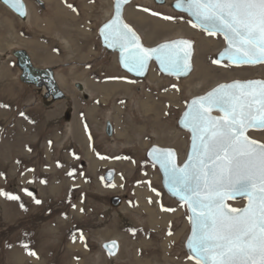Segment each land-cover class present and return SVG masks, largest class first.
<instances>
[{"label":"rangeland","instance_id":"1","mask_svg":"<svg viewBox=\"0 0 264 264\" xmlns=\"http://www.w3.org/2000/svg\"><path fill=\"white\" fill-rule=\"evenodd\" d=\"M22 1L27 10L24 20L0 3V49L4 52L0 57V105L9 103V96H13L19 104L38 107L33 109L36 120L29 127L24 120L31 116L20 115L25 108L21 105L0 127V190L19 197L10 200L0 196V264H195L187 259L184 249L189 233L185 206L167 196L157 168L146 160L145 153L151 146L172 149L178 164H182L189 136L178 128L177 120L188 100L220 83L264 80V65L233 68L212 63L223 48L219 35L209 36L193 28L184 14L172 10L174 0H161V4L157 0H136L127 7L142 16L141 22L134 23L143 44L155 45L176 37L193 42L191 77L175 80L162 76L156 81L149 78L150 67L143 80L130 76L109 81L91 78L97 70L87 67L89 61L114 65L111 60L115 56H107L98 39V28L111 16L112 0H39L42 7L34 0ZM152 12L161 15L153 16ZM162 16L175 19L164 20ZM19 49L28 53L36 67H57L56 78L68 98L57 101L61 102L57 106L59 114L63 112L57 124L42 123L44 109L39 107L42 102L38 92L16 78L21 72L11 52ZM72 61L80 63H67ZM127 80L130 82L125 83ZM76 82L84 92L76 89ZM182 84L186 86L177 92ZM175 90L177 100L166 98L167 92ZM146 100L150 110L155 104L153 110L157 112L149 114L139 104ZM4 117L1 109L0 118ZM106 123L114 128V136L106 135ZM76 124L92 132L91 146ZM45 126L49 127L46 131ZM248 135L264 142V130ZM108 171L113 172L111 178ZM144 181L152 185L158 202L134 192ZM113 198L120 199L118 205L111 203ZM149 199L154 206L150 209L160 210L156 223L149 219L154 213L140 215V204L135 202ZM228 204L243 207L245 200ZM162 208L182 212L176 219L167 218L171 211ZM179 223H185L184 231ZM110 241L119 247L115 258L101 249ZM165 244L166 251L157 255Z\"/></svg>","mask_w":264,"mask_h":264},{"label":"snow or ice","instance_id":"2","mask_svg":"<svg viewBox=\"0 0 264 264\" xmlns=\"http://www.w3.org/2000/svg\"><path fill=\"white\" fill-rule=\"evenodd\" d=\"M3 2L24 15L20 0ZM126 2L115 0L113 18L100 29L104 43L119 52L121 65L140 75L154 60L169 75L187 74L192 42L175 39L146 47L121 18L120 5ZM174 7L187 14V23L193 28L223 37L226 46L212 63L226 60V66L264 64V0H176ZM180 125L191 133L184 163L177 164L172 149L153 147L149 156L163 172L164 186L189 213L187 259L195 264H264V142L248 135L250 129L264 130V80L219 84L191 100ZM0 196L19 199L3 190ZM237 198L247 203L243 207L226 203Z\"/></svg>","mask_w":264,"mask_h":264},{"label":"water","instance_id":"3","mask_svg":"<svg viewBox=\"0 0 264 264\" xmlns=\"http://www.w3.org/2000/svg\"><path fill=\"white\" fill-rule=\"evenodd\" d=\"M133 0H127L126 3H121L120 5V12H121V18L122 20L125 22L124 18H123V10L126 6H128ZM34 2H36L37 4H39V6L42 7V4L40 3L39 0H34ZM162 1L161 0H157V3L160 4ZM175 2L176 0H174L170 6L172 8L173 11L177 12V13H180V14H184V16H186L188 19H190L186 13H183L179 10H177L174 5H175ZM0 3H2L4 6H6L12 13L16 14L18 17L20 18H23L25 17V4L22 0H20V3L23 5V12H24V15L21 16L18 14V12L14 11L12 9V7H10L9 5L5 4L3 2V0H0ZM114 4H115V0H112V15L111 17L109 18L112 19L113 18V15L115 14V7H114ZM108 20V21H109ZM108 21H106L104 24H106ZM126 23V22H125ZM102 24L99 28H98V39H99V43H100V47L101 49L105 50L106 52L108 53H111V54H116L117 56V64H118V67L120 68V70L122 72H124L125 74H127L128 76L130 77H133V78H138V79H144L145 76L147 75V72L150 68V65L151 64H154L156 69L158 70V72L162 75V76H167V77H170V78H173L175 80H182V79H185L189 76V74L193 71V65H192V56H193V48L191 46V57H190V64H191V69L190 71L185 74V75H169L167 72H163L160 70V66L159 64H157L154 60L153 61H150L149 62V65H148V68L147 70L143 73V74H140V75H137L136 73L134 72H128L126 68H124L121 63H120V60H119V52L114 49V48H111V47H108L104 41H103V38L100 36V29L103 27ZM129 25V24H128ZM130 26V25H129ZM131 27V26H130ZM132 28V27H131ZM133 29V28H132ZM134 30V29H133ZM135 31V30H134ZM201 31V30H200ZM136 32V31H135ZM137 33V32H136ZM138 35V34H137ZM139 36V35H138ZM140 37V36H139ZM222 39L223 37L220 36ZM141 39V38H140ZM175 39H184V38H175ZM175 39H172V40H175ZM188 40V39H186ZM170 41V40H169ZM190 41V40H189ZM142 42V41H141ZM166 42V41H164ZM164 42H160V43H164ZM158 43V44H160ZM143 44V43H142ZM156 44V45H158ZM144 45V44H143ZM156 45L154 46H151V47H155ZM225 42H224V39H223V48L217 52V54L215 55V59H219V56H220V53L223 51V49L225 48ZM147 47V46H146ZM150 47V46H149ZM12 56L15 58L16 60V68L21 72L20 73V76H19V81L26 85V86H30V87H34L39 96H40V99L42 100V104L43 106H49L51 105V103H54V102H57V101H60V100H64L65 99V95L64 93L60 90V88L58 87V84L53 76V71L51 68H36L32 65L31 61H30V58L29 56L27 55L26 51L24 50H14L12 51ZM222 63H225L228 65V62L226 60H223L221 61L220 63L218 64H222ZM264 64H258V65H255V66H235V65H231L230 67H233V68H239V67H256V66H262ZM252 80H261V79H252ZM240 81H246V80H240ZM233 82V81H231ZM231 82H224V83H220V84H226V83H231ZM219 85V84H218ZM216 85V86H218ZM216 86L212 87L211 89L207 90L205 93L203 94H200L198 96H202V95H205L207 92L211 91L213 88H215ZM41 90H43V93L41 92ZM197 97V96H195ZM195 97H192L190 100H188L184 110L182 111V113L180 114L178 120H177V126L180 130H182L183 132H185L186 134H188L189 136V144H188V150H187V154H186V158L185 160L187 159V156H188V153L190 151V147H191V133L186 130L185 128L181 127L180 125V120H181V117L183 115V113L187 110V106L188 104L191 102V100ZM47 100H50L51 102L48 103ZM219 113H216V112H213V115H218ZM106 131L107 133L109 134L110 133V127H109V124H106ZM253 131H256V132H260V131H263V130H256V129H250L249 132H253ZM248 132V133H249ZM153 147H156V148H159V149H167V148H160V147H157V146H151L150 148H148V150L146 151L145 153V158L146 160L152 164L154 167L157 168V171L159 172V175L161 177V187L162 189L164 190V192L167 194V196H169L171 199L175 200L176 202L179 203V201L177 200L176 197H173L171 195V193L168 191V189L164 186V174L163 172L161 171L160 167L158 164L154 163L153 159L149 156V152L151 151V149H153ZM175 152V151H174ZM176 154V153H175ZM184 160V161H185ZM176 162L178 164V159H177V156H176ZM184 163V162H183ZM182 163V164H183ZM182 164H178V165H182ZM107 175L110 176V178L112 177L113 175V172L112 171H108L107 172ZM107 178V177H106ZM238 199H243V198H237L236 200ZM245 200V199H243ZM230 201H234V200H227L226 203L228 204V202ZM119 200L117 198H113L111 200V203L113 205L115 204H118ZM247 203V201L245 200V204ZM185 209L187 211V208L185 206ZM187 215H189L188 211H187ZM190 232H191V225L189 223V233H188V236L190 235ZM187 236V238H188ZM186 238V240H187ZM186 240H185V243H184V249H185V252L186 254L188 255V250L186 249L185 247V244H186ZM112 242L113 241H110V242H106L102 245L103 249L105 252H107L108 254L110 255H115L117 253V244L115 243V245L113 246L112 245ZM105 245H108L109 247L106 248Z\"/></svg>","mask_w":264,"mask_h":264},{"label":"crops","instance_id":"4","mask_svg":"<svg viewBox=\"0 0 264 264\" xmlns=\"http://www.w3.org/2000/svg\"><path fill=\"white\" fill-rule=\"evenodd\" d=\"M25 7H26V5H25ZM127 7V6H126ZM125 10V9H124ZM127 11H128V8H126V10H125V12H124V16L126 17V19H125V17H124V20H125V22L127 23V24H129L136 32H137V34L140 36V38L142 39V35H141V32L139 31V29L137 28V25L134 23L136 20L138 21V20H140V22H141V17L139 16V15H137V14H135V15H133L132 17H130V19H128L129 17H127ZM130 11H133V12H136L137 13V11L135 10V9H132V10H130ZM142 13V12H141ZM143 14H145L144 12H143ZM25 18H26V16H25ZM24 18V19H25ZM48 19V18H47ZM132 22H131V21ZM44 21H46V19H44L43 20V22ZM176 38H178V37H176ZM180 38H182V37H180ZM145 44V43H144ZM156 45V44H155ZM38 46H39V44H38ZM145 46H147V47H151V46H154L153 44L152 45H147V44H145ZM20 50V49H19ZM21 50H23V49H21ZM103 50V49H102ZM0 51H1V53H0V57H2V53H4L3 52V49H0ZM43 51V50H42ZM12 53V52H11ZM27 53V52H26ZM106 53H108V52H106ZM28 54V53H27ZM109 55H112V54H110V53H108ZM29 56V55H28ZM33 56H36V54H34L33 53ZM39 57V56H38ZM37 57V58H38ZM52 56H49V60H50V58H51ZM30 58V57H29ZM0 60H2V59H0ZM111 60V59H110ZM30 61H31V58H30ZM74 62V63H73ZM111 62L114 64L113 66H112V64H110V65H108V66H104V63H102V62H100V63H95V61L93 62V61H89L88 63H89V65L87 66V67H89V69H91V67H94V70H97V74L95 75H92L91 76V78H107V81H109L110 80V78H112V80H113V78H122V79H120V80H126L128 77V75L127 74H124V72H122L121 70H119L120 68L118 67V65H117V63H116V61L115 60H111ZM32 63V62H31ZM67 63H73V64H75L76 66L78 65V63H80V62H76V61H72V62H67ZM33 65V64H32ZM153 65V66H152ZM34 66V65H33ZM69 66V65H68ZM36 67V66H35ZM150 71H149V77H150V75H151V73H152V78H155L156 79V81H157V79L158 78H161L162 76H158V74L159 75H161L159 72H158V70L156 69V67H154V64H151L150 65ZM38 68H40V67H38ZM50 68H52V67H50ZM53 69V68H52ZM154 69H155V71H154ZM55 74V73H54ZM119 77H118V76ZM156 75V76H155ZM55 76H56V74H55ZM110 76V77H109ZM121 76H124V77H121ZM18 77V73H17V76H16V78ZM57 79V81H58V83L57 84H59L58 85V87L60 88V82H59V79L58 78H56ZM129 79V78H128ZM131 79H133L132 77H131ZM133 80H135V79H133ZM111 82V81H110ZM130 81H128L127 80V82L125 81V83H129ZM120 87V86H119ZM60 90L64 93V91L60 88ZM12 94V93H11ZM67 97V96H66ZM68 99V98H67ZM68 101V100H67ZM18 102V99H14V97L13 96H9V103H5L4 105H6V107H0V110L2 109V111H4L5 112V117H4V123L2 122V119L0 118V127H1V125L3 126V125H5V123H6V121L8 120V118L10 117V116H12L14 113H16V111L18 110V108H19V105H21V108H24V110H23V112L22 113H24V115H27L28 113V115H30L31 117H28V118H26L25 120H24V122L25 123H27L28 124V127H29V124H31L32 122H33V120L35 119V117H32V116H34L33 115V109H35V108H37L38 106H35V104L34 105H31V104H19V103H17ZM61 102H55L54 104H51V105H49V106H43V104H40L39 105V107L43 110V112H42V114L44 115V118L42 117V123H44V124H57L58 122L56 121V120H58V118L60 117V115L62 116V114H63V112H61L60 114H59V112H58V108L59 107H57V106H60L59 104H60ZM45 109H50V110H48V111H46L45 112ZM6 110V111H5ZM65 112V111H64ZM3 115V114H2ZM12 119V118H11ZM19 119V118H18ZM36 120V119H35ZM16 120H14V122H15ZM59 121V120H58ZM60 122V121H59ZM63 123V122H62ZM59 124H61V123H59ZM63 124H61L60 125V127L62 126ZM78 125L76 124V126L75 127H77ZM45 128V131L46 130H48V128L49 127H47V126H45L44 127ZM78 128H79V130L81 131V133H82V136H83V138L87 141V145L89 144L90 146H91V140H93V137H92V132L90 133V131L89 130H87L85 127H83V125L82 126H78ZM77 128V129H78ZM153 129V128H152ZM54 138V135H52V139ZM75 138V137H74ZM78 141V140H80V139H76L75 138V141ZM141 188H143L144 189V182H142V184H141V186H140ZM135 189H138L137 187L135 188ZM136 190H134V192H135ZM135 202L137 203L138 202V204L140 203V201H138V200H135ZM143 203L145 202V205L148 207V208H152L153 207V205L149 202V201H142ZM149 205V206H148ZM136 209V208H135Z\"/></svg>","mask_w":264,"mask_h":264},{"label":"bare ground","instance_id":"5","mask_svg":"<svg viewBox=\"0 0 264 264\" xmlns=\"http://www.w3.org/2000/svg\"><path fill=\"white\" fill-rule=\"evenodd\" d=\"M133 1H136V0H133ZM133 1H132V2H133ZM132 2H131V3H132ZM40 3H41V2H40ZM161 3H162V2H161ZM161 3H160V4H161ZM41 4H42V3H41ZM38 5H39V4H38ZM5 7H6V6H5ZM128 7H129V6H128ZM128 7H127V8H128ZM25 8H26V7H25ZM125 8H126V7H125ZM125 8H124V9H125ZM130 12H131L130 10L127 11V17H129V19H130V17H132V16L135 15V13H136V12H134V13H130ZM174 12H175V11H174ZM123 13H124V10H123ZM15 15H16V14H15ZM111 15H112V13H111ZM16 16H17V15H16ZM17 17H18V16H17ZM110 17H111V16H110ZM140 17L142 18V16H140ZM18 18H20V17H18ZM123 18H124V17H123ZM20 19L24 20L23 18H20ZM106 21H107V20H106ZM106 21H105V22H106ZM105 22H104V23H105ZM104 23H103V24H104ZM155 24H156V23H155ZM157 24H158V23H157ZM168 27L171 28L170 26H168ZM184 39H185V38H184ZM204 39H205L206 41L208 40V39H206V38H204ZM188 40H189V39H188ZM190 41H191V40H190ZM191 42H192V41H191ZM153 45H154V44H153ZM192 48H193V51H194V44H193V42H192ZM107 54H108V53H107ZM110 54H111V53H110ZM113 56H115V55H113ZM193 56H194V52H193ZM193 56H192V60H191L192 65H193ZM110 57H111V56H110ZM116 58H117V57H116ZM154 67H155V65H154ZM193 70H194V66H193ZM208 71H209V69H206V70H204V73L207 75V74H208ZM192 73H193V72H192ZM192 73H191V74H192ZM191 74H189V77H191ZM147 76H148V72H147V75L145 76V78H146ZM161 76H162V75H161ZM150 77H152V75H150ZM150 77H149V78H150ZM163 77H167V76H163ZM132 78H133V77H132ZM145 78H144V79H145ZM168 78H170V77H168ZM134 79H135V78H134ZM136 80H143V79H138V78H136ZM188 80H189V79H188ZM184 81H187V80H184ZM75 85H76V89H77V90L81 91V93L84 92V91H83V88L80 86L79 83H76ZM182 86H186V84H182L181 86H179V87H180V90H179V89H176L177 92H179V91H181V90L183 89V88H181ZM176 90H175V91H170V93L167 92L168 96H167L166 98L169 99L170 96H173L174 99L177 100V96H178V95H176V94H177ZM41 91H43V90H41ZM173 92H174V93H173ZM145 95H146V94H145ZM147 95H148V94H147ZM146 97H147V96H146ZM149 98H150V97H149ZM158 98H159V97H157V99H158ZM153 99H154V97H153ZM146 101H147V100H146ZM154 101H155V100H154ZM47 102L50 103L51 101L49 102V101L47 100ZM172 102H173V101H172ZM139 104H141V106H142L143 108L147 109V111H148L149 114H150V113H151V114H152V113L154 114L155 112H157V111L153 110L155 104H153V107H152L151 110H150V106H149V107L147 106L148 101H147L146 103H144V102H143V103L140 102ZM144 113H146V112H144ZM155 115H156V114H155ZM157 115H158V114H157ZM147 116H148V114H147ZM68 118H69V115L66 116V119H68ZM154 123H155V122H154ZM106 124H107V123H106ZM109 127H110V133H109V134L106 133L107 136H110V135H111V126L109 125ZM188 144H189V143H188ZM186 146H187V144H186ZM187 147H188V146H187ZM182 159H183V158H182ZM121 167H122V166H121ZM141 176H143V175H141ZM144 182H145V181H144ZM140 186H141V185L139 184V185L137 186L138 189H134V190H137L138 193H142V194H141L142 196H143V194H144V195H148L149 198H150V197H153V199L156 198V197H154V189H153L152 185H149V186H148V185L146 184V182H145V183H144V189L141 188ZM138 195H140V194H138ZM141 195H140V196H141ZM148 196H147V197H148ZM138 197H139V196H138ZM138 197H137V198H138ZM143 197H144V196H143ZM137 198H136V199H137ZM139 198H140V197H139ZM119 200H120V199H119ZM140 200H141V199H140ZM145 200H146V199H145ZM138 201H139V200H138ZM142 201H143V200H142ZM142 201H140V203H139L140 205H138V202H137V205H138V211H140V213H141L140 215H143L144 212H145V213L148 212V213H149L148 216H149L150 214L154 213L152 216L149 217V219H150V222L156 223V219H155V218H158V217H159V213H157V212L160 211V210H158V209L156 208L157 211L154 209L156 212H155V211H152L153 208H154V206H153V208H151V209H152V210H151L150 208H148V207L145 205V202L143 203ZM155 201H157V199H155ZM157 202H158V201H157ZM155 204H156V203H155ZM117 205H118V204H117ZM148 206H149V205H148ZM155 207H156V205H155ZM163 207H164V206H163ZM166 209H167V208H166ZM166 212H168V211H166ZM181 212H182V211H181ZM181 212H178L177 210H176V211H173V212L171 211V214L168 215L167 218H175V219H176L177 216H178V217L180 216V213H181ZM161 214H162V213H161ZM178 214H179V215H178ZM182 215H183V214H182ZM154 219H155V220H154ZM177 220L179 221V219H177ZM179 225H180V226H183V227H182V230L184 231V229L186 228L185 223H183V224H182V223H179ZM182 234H183V233H182ZM169 240H170V239H166V242L168 243ZM170 242H171V240H170ZM144 243H145V242H144ZM144 243H143V244H144ZM141 244H142V243H141ZM170 244H171V243H170ZM177 244H178V243H177ZM102 245H103V244H102ZM156 245H157V244H156ZM142 246H143V245H142ZM161 246H162V245H161ZM101 247H102V246H101ZM165 247H166V244L163 245V246L158 250L157 255H161L160 252H161L162 250H163V251H166V250H164ZM101 249L104 250L103 247H102ZM118 250H119V247L117 246V253H116L115 255H110V254H109V257H110V258H115V257L118 255ZM165 253L167 254L168 252H165ZM157 255H156V256H157ZM157 257H158V256H157ZM135 258H136V257H135ZM155 259H157V258H155ZM163 260H164V259H163ZM158 261H159V260H158ZM135 262H136V261H135ZM137 262H138V261H137ZM154 262H155V261H154ZM159 262H160V261H159ZM168 262H169V261H168ZM139 263H140V262H139ZM143 264H144V263H143ZM188 264H189V263H188Z\"/></svg>","mask_w":264,"mask_h":264},{"label":"flooded vegetation","instance_id":"6","mask_svg":"<svg viewBox=\"0 0 264 264\" xmlns=\"http://www.w3.org/2000/svg\"><path fill=\"white\" fill-rule=\"evenodd\" d=\"M127 8V7H126ZM26 14H27V10H26V8H25V16H26ZM25 18V17H24ZM100 44V43H99ZM158 44V43H157ZM102 51H104V53H106V51L105 50H102ZM107 54V53H106ZM28 55V54H27ZM112 55H115V61H116V63H117V56H116V54H112ZM112 55H109V54H107V56H112ZM113 57V56H112ZM15 65H16V60H15ZM35 67V66H34ZM36 68H38V67H36ZM48 68V67H47ZM50 68V67H49ZM52 69V68H51ZM55 70H57V67L56 66H54L53 67V69H52V71H53V76H54V78H55V80H56V82L58 83V81H57V79H56V76H55ZM125 74V73H124ZM19 76L20 75H18V77L17 78H19ZM136 80V79H135ZM77 83V82H76ZM121 84H123L122 82H120ZM59 85V84H58ZM37 92V90L35 89L34 90V92ZM42 93H43V91H41ZM65 95V94H64ZM38 96V95H37ZM39 97V96H38ZM64 100H66L67 101V97H66V95H65V99ZM42 101V100H41ZM49 102H50V100H48ZM61 101V100H60ZM52 104V103H51ZM67 116H68V114H67ZM105 126V130H106V125H104ZM114 134H116V132H114V128L112 129V126H111V135L110 136H114ZM104 251V250H103ZM119 251V250H118Z\"/></svg>","mask_w":264,"mask_h":264},{"label":"clouds","instance_id":"7","mask_svg":"<svg viewBox=\"0 0 264 264\" xmlns=\"http://www.w3.org/2000/svg\"><path fill=\"white\" fill-rule=\"evenodd\" d=\"M205 93V92H204Z\"/></svg>","mask_w":264,"mask_h":264}]
</instances>
